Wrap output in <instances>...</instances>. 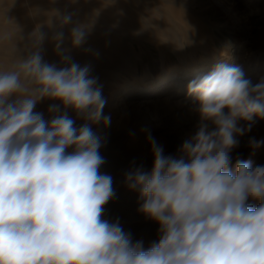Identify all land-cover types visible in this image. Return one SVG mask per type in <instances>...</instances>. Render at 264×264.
<instances>
[{
    "label": "clouds",
    "instance_id": "9594fccd",
    "mask_svg": "<svg viewBox=\"0 0 264 264\" xmlns=\"http://www.w3.org/2000/svg\"><path fill=\"white\" fill-rule=\"evenodd\" d=\"M86 35L73 27L72 46ZM55 39L60 49L63 33ZM61 64L38 52L22 62L31 90L20 72L0 73V264H264V165L238 158L230 167L238 137L264 119V80L252 85L239 66L218 63L187 85L200 123L182 155H165L149 137L151 170L125 177L139 211L159 224L158 241L145 248L118 221L102 219L113 181L99 171L103 141L92 125L110 124L106 100L89 66L68 55ZM44 98L65 111L50 105L46 120L34 110ZM67 109L85 122L76 127Z\"/></svg>",
    "mask_w": 264,
    "mask_h": 264
},
{
    "label": "bare ground",
    "instance_id": "6f19581e",
    "mask_svg": "<svg viewBox=\"0 0 264 264\" xmlns=\"http://www.w3.org/2000/svg\"><path fill=\"white\" fill-rule=\"evenodd\" d=\"M177 1L0 0V73L20 72L21 82L31 90L36 85L28 82L20 65L38 52L44 62L58 67L68 55L89 66L96 78L110 124L92 128L103 141L99 152L105 163L99 171L112 177L114 191L102 219L118 221L126 233H134L132 219L138 210L134 193L127 191L126 173L134 170V160L152 153L149 137L163 148L190 139L178 128V122L196 112L187 95L189 82L222 62L251 70L264 66V0H213L218 10L204 15L198 10L202 0H191L198 8L195 16L169 5ZM65 16H71L70 23H62ZM77 25L84 26L87 35L74 47L70 35ZM61 32L64 39L57 49L55 37ZM236 33L240 37L234 40ZM53 104L65 111L60 101L48 98L34 110L50 120ZM66 111L76 127L85 122L73 110ZM249 203L255 207L259 201Z\"/></svg>",
    "mask_w": 264,
    "mask_h": 264
},
{
    "label": "rangeland",
    "instance_id": "374dc122",
    "mask_svg": "<svg viewBox=\"0 0 264 264\" xmlns=\"http://www.w3.org/2000/svg\"><path fill=\"white\" fill-rule=\"evenodd\" d=\"M177 1V0H176ZM189 3V4H188ZM188 4V5H187ZM214 3L213 0H202L201 8H194L196 7V4L192 3L191 0H178L174 4H169L173 6L174 8L178 9V11L182 12L186 15L195 16L194 12L195 10H199L201 15H204L209 10H218V6ZM195 9V10H194ZM198 17V16H196ZM235 31V30H233ZM237 36V37H236ZM240 35L235 34L234 40L239 39ZM215 40L217 38H214ZM218 41V40H216ZM204 51V50H203ZM205 53V52H204ZM237 66L235 63L232 64ZM244 73V78L251 81L252 85H255L256 83H259L262 75L264 74V66L261 65L257 70H251L250 67L247 65L240 67ZM260 78V79H259ZM255 124L252 127L251 131L246 133L244 136L238 137L239 139V146L234 148L231 152L232 157V164L234 165L236 160L242 159L245 161H251L252 167H256L258 165H264V145H261L259 148L253 149L249 146V140L254 138L257 141L264 140V119L260 118H254ZM184 122V123H183ZM178 122L179 130L181 129L182 132H188L190 134V138L195 134L196 130L198 129V125L200 123V118L197 112L192 113L185 121ZM186 124V125H185ZM239 125H245L246 122L244 121H238ZM185 129V130H184ZM196 129V130H194ZM174 145H172L171 148H163L165 155H171L173 157L179 158V156L182 155L180 152L181 144L178 143V141L173 142ZM170 150V151H169ZM149 155V156H148ZM152 153L145 154V160L140 158L139 160H134L133 162V168L135 169L136 166L139 168L140 166L143 167H152L153 165V156H151ZM148 157V159H147ZM152 157V158H151ZM147 161H150V163L146 164ZM145 163V164H144ZM138 164V165H137ZM127 185V184H126ZM129 193H134L132 196V201L135 205L138 206V210L134 218L132 219V224H135L134 233L131 234V238L133 242L136 241H143L144 247L147 248L151 245V243L158 241L159 235H158V229L159 224L152 219L148 218L145 214L141 213L139 211L140 203L139 200V192L138 190H131L127 189ZM139 218V219H138ZM156 230H155V229ZM146 230V231H145Z\"/></svg>",
    "mask_w": 264,
    "mask_h": 264
}]
</instances>
